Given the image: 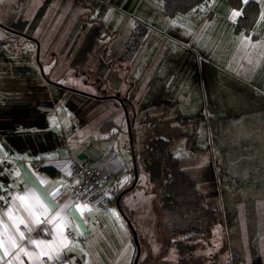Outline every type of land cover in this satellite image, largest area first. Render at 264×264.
Here are the masks:
<instances>
[{"label": "rangeland", "instance_id": "374dc122", "mask_svg": "<svg viewBox=\"0 0 264 264\" xmlns=\"http://www.w3.org/2000/svg\"><path fill=\"white\" fill-rule=\"evenodd\" d=\"M41 2L0 0V112L18 113L19 105L26 110L25 101L31 99L32 111L27 109L31 113L25 117L38 122L46 112L36 106H48L49 94L62 103L56 108L69 110L67 95L78 94L61 88L98 93L99 86L100 92L120 86V98L128 104L124 132L133 131V148L140 152L152 136L169 139L168 149L179 168L218 209L201 235L192 240L171 237L172 224L164 223L157 190L136 163L137 186L123 196L122 204L132 219L138 264H264V98L258 103L251 93L235 91L232 99L230 93L229 100L222 99L224 106L216 114L204 117V123L187 122L190 118L182 117L194 115L180 117L175 99L182 96L184 80L195 73L193 62H184L194 44L186 46L175 36L188 35L178 19L181 13L166 17L160 0H150V13H160L168 26L153 19L139 42V53L126 56L135 24L122 18V11L106 8L100 0H48L39 22L30 27ZM204 31L199 29L198 35ZM261 62L257 73L262 72L264 86V57ZM18 88L23 90H9ZM81 114H73V121L89 113ZM20 147L25 151L24 144ZM122 220L112 264L132 261L131 233Z\"/></svg>", "mask_w": 264, "mask_h": 264}, {"label": "crops", "instance_id": "0c3cea01", "mask_svg": "<svg viewBox=\"0 0 264 264\" xmlns=\"http://www.w3.org/2000/svg\"><path fill=\"white\" fill-rule=\"evenodd\" d=\"M100 1L106 8L122 11L121 17L127 21L145 24L146 29L131 56L139 53V42L153 19L168 26L160 13H150V0ZM256 1L258 14L248 33L233 30L240 9L232 7L227 0H199L187 11L176 12L181 13L178 19L188 35L175 36L183 39L186 46L194 44L184 56V62H193L195 73L184 80L182 96L175 99L181 107L180 117L194 115L183 119L194 118L204 123V117L216 114L223 108V100H229V93L232 99L235 91L251 93L258 103L264 98L262 72L258 71L255 81L253 77L264 57V0ZM199 29L205 30L202 35H198ZM45 86L50 93V87ZM119 87L108 92H100V86L94 87L98 93L71 86L61 88L78 94L67 95L69 110L56 108L61 102L54 101L49 94L48 106L34 103L38 111L46 112L38 122L25 117L31 113L27 109L32 111L31 99L25 101L26 110L20 105L15 107L20 110L18 113L1 110L0 264H98L101 260L112 264L116 261L117 226L124 227L118 208L112 202L104 210L88 208L70 195L68 175L73 158L83 154L98 169L115 172L113 180L103 184L111 194L131 185L133 178L129 177L130 172L133 177L134 162L126 142L122 106L127 102L126 98L122 103L113 98L115 94L123 97ZM192 110L197 111L190 114ZM83 111L89 113L88 118L73 121V114ZM53 127L58 129L55 133ZM21 144L26 146L25 151ZM32 161L39 162L38 172L30 167ZM124 192L121 198L127 190Z\"/></svg>", "mask_w": 264, "mask_h": 264}, {"label": "trees", "instance_id": "16d2710c", "mask_svg": "<svg viewBox=\"0 0 264 264\" xmlns=\"http://www.w3.org/2000/svg\"><path fill=\"white\" fill-rule=\"evenodd\" d=\"M197 1L199 0H160V6L162 12L165 15L170 16L176 12L187 11ZM227 1L232 7L240 9V14L235 18L233 30H240L248 33L258 14L257 1ZM46 2L47 0H44V2L36 9L30 19V27L36 24ZM133 23L135 26L130 32L125 45L124 54L126 56L134 51V48L146 29L145 24L140 21L136 20ZM250 35L253 36L252 34ZM0 41H2V39H0ZM256 74L254 76H256ZM122 105L125 110H127L128 104L123 102ZM193 120L194 118L187 119L186 121ZM129 138L131 143L132 160L135 165L138 162L141 163L142 169L147 175L148 182L155 186L159 196L158 200L160 201L164 223L172 224V227L169 229V235L173 238L177 235H183L184 238L190 240L194 239L197 235H201L207 229V227H205L206 222L209 221L211 224L212 221L215 220V216H212V214L217 213L218 209L217 207L211 206L209 201L206 200L202 192L196 187V181L179 168L177 158L173 156L168 149L169 139L152 136L142 146L141 151L137 152L133 148L134 137L131 129L129 131ZM129 178L130 180L132 179L131 172ZM135 186L136 184L131 188H127L126 193L130 192ZM121 192L122 189L112 193V203H114L115 198ZM122 193L118 198L117 205L120 212L124 215V207L121 198ZM126 218L132 225V219L130 216L126 215ZM133 256L134 249L132 259ZM232 257L234 258V256Z\"/></svg>", "mask_w": 264, "mask_h": 264}, {"label": "built area", "instance_id": "2783aa9c", "mask_svg": "<svg viewBox=\"0 0 264 264\" xmlns=\"http://www.w3.org/2000/svg\"><path fill=\"white\" fill-rule=\"evenodd\" d=\"M30 167L34 172L40 170L38 161H32ZM114 176L115 172L100 170L84 158H73L68 175L69 193L90 209L104 210L111 202L112 194L103 184L113 180Z\"/></svg>", "mask_w": 264, "mask_h": 264}, {"label": "water", "instance_id": "95a60500", "mask_svg": "<svg viewBox=\"0 0 264 264\" xmlns=\"http://www.w3.org/2000/svg\"><path fill=\"white\" fill-rule=\"evenodd\" d=\"M29 37V36H28ZM36 56V55H35ZM102 98H105V97H102ZM113 98H115V99H117L118 101H120L121 103H122V98H118V95L117 94H115L114 96H113ZM123 106V105H122ZM123 111H126L125 110V108L123 107ZM125 120H126V125L128 124L127 122H128V118L126 117V114H125ZM127 135H128V137H129V129L127 130ZM129 140V146H130V152H131V143H130V138H128ZM84 157V155L83 154H81V155H79L78 156V158H83ZM132 169H133V179H132V182H131V185L129 186V187H132L133 186V184H134V182H135V179H136V171H135V167H134V163L132 164ZM128 187V188H129ZM127 189H124L122 192H124V191H126ZM121 192V193H122ZM120 193V194H121ZM120 194L115 198V200H114V203H115V205H116V207L118 208V205H117V201H118V198H119V196H120ZM118 210H119V208H118ZM119 212H120V210H119ZM120 214L122 215V217L124 218V221H125V223L127 224V226H128V228H129V230H130V233H131V240H132V243H133V247H134V256H133V259H132V264H137V257H138V244H137V240H136V236H135V232H134V229H133V227L131 226V224L129 223V221L127 220V218L120 212Z\"/></svg>", "mask_w": 264, "mask_h": 264}, {"label": "snow or ice", "instance_id": "6c2138e0", "mask_svg": "<svg viewBox=\"0 0 264 264\" xmlns=\"http://www.w3.org/2000/svg\"><path fill=\"white\" fill-rule=\"evenodd\" d=\"M238 14V13H237Z\"/></svg>", "mask_w": 264, "mask_h": 264}]
</instances>
